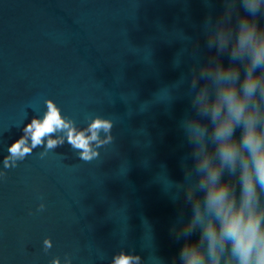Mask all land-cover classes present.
I'll return each mask as SVG.
<instances>
[{"label":"water","instance_id":"obj_1","mask_svg":"<svg viewBox=\"0 0 264 264\" xmlns=\"http://www.w3.org/2000/svg\"><path fill=\"white\" fill-rule=\"evenodd\" d=\"M206 12L201 0H0V159L48 98L80 127L87 115L111 118L115 137L89 163L66 143L9 171L0 264H49L66 252L73 264H110L120 249L171 264L181 242L169 233L177 206L161 165L182 179L189 149L178 122L189 106L179 93L171 101L172 85L191 63L173 59Z\"/></svg>","mask_w":264,"mask_h":264},{"label":"clouds","instance_id":"obj_2","mask_svg":"<svg viewBox=\"0 0 264 264\" xmlns=\"http://www.w3.org/2000/svg\"><path fill=\"white\" fill-rule=\"evenodd\" d=\"M201 0L207 12L195 37L184 34V46L173 59L187 73L172 86L188 101L178 122L188 152L179 161L182 179L164 189L177 206L169 226L181 242L171 264H264V0ZM204 41L201 49L200 40ZM225 59L227 63H225ZM33 115L0 159V182L35 153L45 159L66 143L78 158L99 159L100 149L115 141L114 121L87 115L86 126L65 115L53 99ZM46 210L41 202L37 212ZM31 214V213H30ZM53 248L51 237L42 251ZM66 252L49 264H73ZM155 264H166L158 256ZM110 264H145L135 252L120 249Z\"/></svg>","mask_w":264,"mask_h":264}]
</instances>
